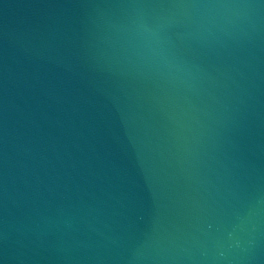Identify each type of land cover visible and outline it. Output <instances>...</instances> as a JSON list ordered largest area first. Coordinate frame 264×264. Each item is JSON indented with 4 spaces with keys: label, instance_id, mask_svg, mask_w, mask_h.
<instances>
[{
    "label": "water",
    "instance_id": "water-1",
    "mask_svg": "<svg viewBox=\"0 0 264 264\" xmlns=\"http://www.w3.org/2000/svg\"><path fill=\"white\" fill-rule=\"evenodd\" d=\"M0 264H264V0H0Z\"/></svg>",
    "mask_w": 264,
    "mask_h": 264
}]
</instances>
